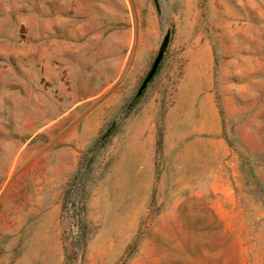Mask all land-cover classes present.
<instances>
[{"label":"rangeland","instance_id":"1","mask_svg":"<svg viewBox=\"0 0 264 264\" xmlns=\"http://www.w3.org/2000/svg\"><path fill=\"white\" fill-rule=\"evenodd\" d=\"M0 264H264V0H0Z\"/></svg>","mask_w":264,"mask_h":264},{"label":"water","instance_id":"2","mask_svg":"<svg viewBox=\"0 0 264 264\" xmlns=\"http://www.w3.org/2000/svg\"><path fill=\"white\" fill-rule=\"evenodd\" d=\"M168 41V40H167ZM167 43V42H166ZM164 57V53L163 52H160L155 64H154V67L151 71V73L149 74V76L147 77V79L145 80L143 86L141 87L139 93H138V96H141L142 93L144 92V90L146 89V87L148 86V84L150 83V81L153 79V77L155 76L156 74V71L159 67V64L161 63L162 59Z\"/></svg>","mask_w":264,"mask_h":264},{"label":"trees","instance_id":"3","mask_svg":"<svg viewBox=\"0 0 264 264\" xmlns=\"http://www.w3.org/2000/svg\"><path fill=\"white\" fill-rule=\"evenodd\" d=\"M106 139V138H105ZM102 140V139H101ZM161 140H162V138H161ZM100 141V140H99ZM104 143H105V141H104Z\"/></svg>","mask_w":264,"mask_h":264}]
</instances>
